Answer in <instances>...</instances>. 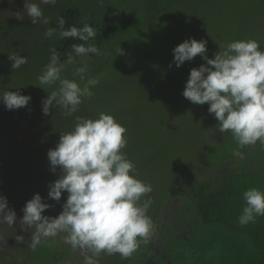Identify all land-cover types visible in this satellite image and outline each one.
Segmentation results:
<instances>
[{"label": "rangeland", "instance_id": "374dc122", "mask_svg": "<svg viewBox=\"0 0 264 264\" xmlns=\"http://www.w3.org/2000/svg\"><path fill=\"white\" fill-rule=\"evenodd\" d=\"M141 1L129 0L128 8L116 15L114 24L119 20L128 23L123 29L124 37L105 57L88 66L86 79H97L99 83L91 87V97H82L75 113L65 116L55 103L47 115L42 112L43 100L58 88V82L41 85L38 77L43 70L35 73L25 65L12 69L8 58L13 54L26 56L34 48L33 38H41L48 29L43 23L40 30L41 20L31 23L24 3H37L41 8L45 4L40 0H0V92L31 97L28 105L14 110H7L0 103V150L6 155L4 158L0 153V190H14L18 204L23 197L29 199L37 193L49 201L47 193L40 190L58 179L61 172L59 167L55 172L50 170L47 152L56 147L61 134L74 128L77 117L97 119L100 113L109 114L126 129L127 144L121 151L134 164V175L152 187L144 197L152 201L147 210L153 223L148 241L159 236L165 224H179L176 227L180 237L199 257L215 244L221 246L223 235L214 227H207L204 234L188 233L192 226L185 222L189 218L195 221L197 205L196 194L189 197L190 186L209 182L206 185L212 188L225 177L243 183L255 180L257 176L249 174L259 172L264 148L257 141L239 149L243 159L232 155L237 143L230 132L219 131L218 121L208 112L209 105L194 104L182 95L190 70L207 66L206 61L197 55L176 67L172 50L189 38L203 40L205 55L212 59L233 41L252 39L262 43L264 4L259 0H158L151 7ZM156 8L162 10L160 15H156ZM21 25L27 27L26 34L20 32ZM118 48L121 53L116 54ZM89 63V58H84L80 65L63 64L61 76L83 87L86 80H80L73 72L75 67ZM196 222L200 224L197 219ZM168 227L170 230V224ZM169 230L165 235L173 238ZM7 235L0 230V264H84V252L77 248L70 254L71 248H66L61 238L51 237L40 249L23 256L17 252L14 235L10 239ZM184 241L176 240L175 252H189L181 245L186 244ZM238 244L242 242L235 245ZM114 258L101 253L98 264H112L113 260L119 264V257ZM127 259L123 258L122 263Z\"/></svg>", "mask_w": 264, "mask_h": 264}, {"label": "clouds", "instance_id": "9594fccd", "mask_svg": "<svg viewBox=\"0 0 264 264\" xmlns=\"http://www.w3.org/2000/svg\"><path fill=\"white\" fill-rule=\"evenodd\" d=\"M40 3L54 5L56 0H40ZM24 10L32 24L38 20L49 23L39 4L24 3ZM57 24L59 30L48 28L44 36L51 37L58 31L61 39L71 37L85 42L71 45L69 63L89 53L103 54L94 44L87 43L97 36L88 23H83L81 28L65 29V19L61 16ZM172 51L176 67L197 55L206 61L207 66L202 64L190 70L182 95L194 104L209 105L208 112L218 121L219 131L230 132L237 143L232 155L243 159L239 149L257 141L264 148V51L259 50L258 42L249 39L227 43L212 59L205 55L207 49L203 40L189 38ZM49 52V63L38 80L41 85L58 82L59 86L43 100L42 112L47 115L55 103L63 109V115L71 116L78 110L82 97L93 95L90 89L99 81L86 79L87 64L75 67L73 72L80 80H86L83 87L75 80L62 77L64 65L59 62L60 53L54 47ZM119 53L120 48L116 54ZM8 58L12 69L27 63V57L19 54ZM30 100V96L18 92H0V103L7 110L25 107ZM125 132L113 116L100 113L97 119L77 117L74 128L60 135L47 157L50 170L55 172L59 167L61 174L49 184L47 195L54 201L61 199L62 192L66 191L68 196L56 217L42 215L51 205L42 202L38 193L25 203L20 224L25 230L35 229L30 244L33 249L42 240L64 233L66 244L84 252V264H98L101 253L128 258L141 241L147 242L153 230L152 220L147 215L152 201L144 197L151 193L152 187L136 178L134 164L121 151L127 144ZM243 200L245 206L238 217L241 226L254 223L257 216H264V191L250 188L243 192ZM16 221L7 198L0 196V224L13 226Z\"/></svg>", "mask_w": 264, "mask_h": 264}, {"label": "trees", "instance_id": "16d2710c", "mask_svg": "<svg viewBox=\"0 0 264 264\" xmlns=\"http://www.w3.org/2000/svg\"><path fill=\"white\" fill-rule=\"evenodd\" d=\"M259 1L264 4V0ZM141 2L152 7L155 6L158 0H142ZM128 5L129 0H56L54 5H44L41 9L43 11V17L49 20V23L46 24L47 28L59 30L57 18L62 16L65 19V29L70 26L81 28L83 27V23L86 22L96 30V38L87 43L94 44L103 54L95 55L89 53L85 56L75 57L73 62L74 64L78 63L80 65L84 58H89L90 63L87 65L92 67L99 59L106 56L112 46L117 44V42L124 37L123 29L126 30L128 27V23L125 22L126 20H119L116 24L114 23L116 15L120 13L121 9L128 8ZM165 8L166 7L163 9ZM161 13L162 10L156 8V15H160ZM85 17H87V20H85ZM42 24L43 22L39 23L40 30ZM20 32L26 34L27 27L21 25ZM44 32L41 38H33L35 39L34 48L31 52L29 49L28 54L25 56L27 57L25 66L35 73L44 70L45 66L49 63L51 55L49 52L50 48L54 47L60 53L59 62L61 64H66L68 63V54L71 52V45L85 43L77 38L69 37L61 39L58 31L51 37H45ZM258 44L259 50L264 51V42ZM85 46H87V44H85ZM38 102H40V100H38ZM23 112H25V110H23ZM0 153H2L1 155L5 158V152L0 150ZM210 183L212 184V182ZM257 184L258 183L253 184V188H255ZM251 187L250 182L243 183V181H237L236 179L232 180L228 177L225 180L223 179L215 183L214 189L206 184H200L196 187H192L191 185L189 188L191 189L189 197L196 194L194 195V200L197 204L196 214L193 218L196 217L200 224L196 222L195 218V221L192 219L193 222L189 218V221L185 222L187 225L190 222L192 226V228L187 230L188 233L204 234L207 227H214L218 234L222 233V235L225 236V238L222 236V250L230 249L231 246L228 245L227 242H234V236H238L237 241L234 243L237 244L239 241L242 242L241 245L244 246L242 253L246 252L244 254L245 256L247 255V249L249 247L255 249V258L245 257L246 263H243L240 261L241 257H238L237 264H264V216H257L254 223L250 222L245 226H241L238 223V217L242 214V208L245 206L243 192ZM168 224L171 226L170 230L172 231L171 236L173 238H171L169 234L168 236L165 235V232L169 230ZM159 225L161 226V223ZM178 225L179 224L167 223L163 229L161 228L159 230L160 234L157 237L160 239V242L163 243L161 249L165 251L164 254L166 258L162 259L161 253L155 254L153 252L152 257L150 255H145L142 260L143 262L140 264H197L199 259L204 260V263L206 262L205 264H212V261L209 259L207 263L204 254L205 251H203V253L201 252L199 257H196L197 254L187 248L188 241H184V239L180 237L178 228L176 227ZM180 238L186 242V244L182 243L181 245L185 247V250L189 251L187 254L175 252L176 240ZM150 241L151 240L148 242ZM190 244L192 245V242ZM236 249L233 248V251L236 252L238 250ZM238 253L241 254V251ZM150 257L152 261H150ZM232 257L231 260L233 259V261H236L233 255ZM112 264L116 263L114 262ZM124 264H130L129 260L127 259Z\"/></svg>", "mask_w": 264, "mask_h": 264}, {"label": "crops", "instance_id": "0c3cea01", "mask_svg": "<svg viewBox=\"0 0 264 264\" xmlns=\"http://www.w3.org/2000/svg\"><path fill=\"white\" fill-rule=\"evenodd\" d=\"M253 162V161H251ZM240 168V165L238 166ZM260 169H259V172L257 173V175L254 174H249V176H257V178L255 180L251 179L250 180V183H251V188H253V184H257V186L255 188L261 190V191H264V154L261 156V159L259 161V166H258ZM219 170H221L222 168L220 167H217ZM231 170V169H230ZM228 177H225V179H227ZM241 178V176H240ZM208 180L210 181L211 179L208 178ZM223 179H221L220 181H222ZM240 181V180H239ZM209 183V182H207ZM206 183V184H207ZM213 184V182H212ZM49 184L46 185V187L43 189V190H40L41 192H46L48 194V191H47V188L49 189ZM0 196H4L7 198V203H8V207L12 210L15 211V214H16V222L13 224V226H8L7 224H0V230L3 231V234L4 235H7V234H11L14 233V237L13 239L14 240H17V241H13L14 243L17 242L18 244V247H17V252H20V253H23V256L27 253V252H30V251H35V250H38L40 249V246L44 243H46L45 241H50V238L46 239V240H42L41 244H39L35 249H33L30 244H31V237L35 231L34 228H29V229H24L21 224H20V220L22 219V216H23V212L21 211L22 208L24 207L25 203L27 201H29L31 198L28 199L27 196L23 197V199L21 200V204H18L16 203V199H15V192L14 190L12 189H9V190H6L5 189H1L0 190ZM67 199V194L64 193L63 195H61V199L59 201H54V200H50L47 201L46 199H42V201L46 200L45 203L51 205V207H49L48 209L45 210L44 213H42V215H45V216H49V217H56L61 211H62V205L64 204V202L66 201ZM169 202V201H168ZM167 202V203H168ZM11 231V232H10ZM13 235H7L9 237V239L13 236ZM65 234L64 233H61L59 235H57L56 237H54L55 239H58V238H61L62 239V244L66 245V248H71L70 250V254L75 250L73 249L69 244H66L63 240V236ZM18 236H22L23 239H17ZM236 240L238 239V236H236ZM244 238V237H243ZM3 237H0V244L1 241H2ZM54 239V240H55ZM21 241V242H20ZM228 245H232L230 247V249L228 248L227 250H222L223 247L222 246H219L217 244H215V246L213 247L212 246V250L211 251H207L205 252V257H206V260H207V263H208V259L212 261V264H234L237 262V259L238 257H241L240 261H242L243 263H246L245 261V257H252V258H255V249L253 248H248L247 249V255L245 256L244 254L246 252H243L242 253V250H244V246L242 245H235L234 242L232 241H229L227 242ZM145 246V242H142L141 245H139V248H137V250L135 252H133V254L129 257V262H132L133 258L136 257L138 254L140 253H144V248ZM13 247V246H12ZM233 248L236 249L237 251H233ZM143 249V250H141ZM161 248H159L158 250L156 251H159ZM77 250V249H76ZM221 250V251H220ZM14 251H16V249H14ZM156 251H153L154 253ZM239 251H241V254L238 253ZM150 251L146 250V255H152L153 252L150 254L149 253ZM16 253V252H15ZM16 255V254H15ZM232 255L236 258V261L233 259L231 260ZM111 257H115V258H118L119 257V264H123L122 263V258L119 254H113L111 255ZM114 258V259H115ZM115 261L113 260L112 263H114ZM117 264V262H115ZM238 263V262H237ZM236 263V264H237Z\"/></svg>", "mask_w": 264, "mask_h": 264}, {"label": "flooded vegetation", "instance_id": "af4514ba", "mask_svg": "<svg viewBox=\"0 0 264 264\" xmlns=\"http://www.w3.org/2000/svg\"><path fill=\"white\" fill-rule=\"evenodd\" d=\"M163 246V243L160 242V239H158V237H154L150 242H146V245L144 246L145 250H144V253H140L138 254L136 257L133 258L132 262H130V264H140L142 263L143 261V257L146 255V250L150 251L149 253L151 254L153 251H156L158 250L159 248H161ZM150 248V249H149ZM143 250V249H141ZM158 253H161L162 254V259H165L166 258V255L164 254L165 251L163 249H160L159 251H156L155 254H158ZM152 257V255H151ZM151 257H150V261L151 260Z\"/></svg>", "mask_w": 264, "mask_h": 264}]
</instances>
